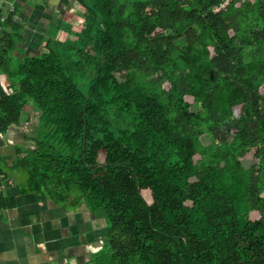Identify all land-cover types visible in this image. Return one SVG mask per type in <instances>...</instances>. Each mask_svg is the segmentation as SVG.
<instances>
[{
    "label": "trees",
    "instance_id": "16d2710c",
    "mask_svg": "<svg viewBox=\"0 0 264 264\" xmlns=\"http://www.w3.org/2000/svg\"><path fill=\"white\" fill-rule=\"evenodd\" d=\"M22 1L0 3V133L32 99L24 192L102 213L107 264H264V0H75L39 56Z\"/></svg>",
    "mask_w": 264,
    "mask_h": 264
},
{
    "label": "crops",
    "instance_id": "0c3cea01",
    "mask_svg": "<svg viewBox=\"0 0 264 264\" xmlns=\"http://www.w3.org/2000/svg\"><path fill=\"white\" fill-rule=\"evenodd\" d=\"M67 3L60 0L66 7ZM53 12L41 0L21 2L18 17L24 25L27 54L41 50L45 26L63 25ZM0 83L5 89L12 84L3 72ZM39 116L28 104L21 124L0 133V264H92L93 254L104 245L105 216L85 203L57 204L44 193L24 192V174L14 168L17 159L35 147Z\"/></svg>",
    "mask_w": 264,
    "mask_h": 264
},
{
    "label": "rangeland",
    "instance_id": "374dc122",
    "mask_svg": "<svg viewBox=\"0 0 264 264\" xmlns=\"http://www.w3.org/2000/svg\"><path fill=\"white\" fill-rule=\"evenodd\" d=\"M42 3L45 2L47 5H49L52 9H55L57 18H61L63 20V28H57L54 26H45V35H44V43H48V41H51L52 44L55 42H60L64 44L68 38H66L67 33L70 32V30L74 29V25L79 22V14L78 12L73 13L72 10L75 9V11H78V9L75 7L76 1L75 0H68L67 7L65 4H60V0H41ZM50 3V4H49ZM60 8V9H59ZM62 9H65V11H61ZM70 41V40H69ZM53 46V45H52ZM37 56L40 54L37 53ZM28 104H34L32 99H29ZM25 114V111L23 112V116ZM23 118V117H22ZM106 242L104 241V245L98 250V253L93 254L92 264H107L106 259Z\"/></svg>",
    "mask_w": 264,
    "mask_h": 264
},
{
    "label": "built area",
    "instance_id": "2783aa9c",
    "mask_svg": "<svg viewBox=\"0 0 264 264\" xmlns=\"http://www.w3.org/2000/svg\"><path fill=\"white\" fill-rule=\"evenodd\" d=\"M20 0H0V3H3L5 10L7 13H13L16 11V4ZM231 0H226L223 6L229 4ZM240 2H247V1H253V0H238ZM6 20V15H4L1 19L2 22ZM3 194V189L0 187V196Z\"/></svg>",
    "mask_w": 264,
    "mask_h": 264
}]
</instances>
